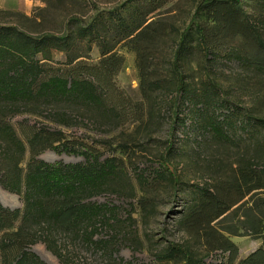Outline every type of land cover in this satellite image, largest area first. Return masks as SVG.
<instances>
[{"label":"trees","instance_id":"obj_1","mask_svg":"<svg viewBox=\"0 0 264 264\" xmlns=\"http://www.w3.org/2000/svg\"><path fill=\"white\" fill-rule=\"evenodd\" d=\"M136 2L137 8L127 15L96 17L85 25L76 24L64 35H34L16 25L0 23V185L19 195L23 203L22 208H11L0 200V264H47L31 249L38 241L61 260L73 245L106 250L114 243L120 205L98 197L133 189L126 160L104 155L87 143L65 139L62 129L24 119L20 126L31 151L25 163L28 147L12 118L31 106L49 108L53 112L49 119L64 126L73 122L67 119L70 109L123 117L118 109L124 108V101L113 96V78L124 57L115 49L123 41L154 38L157 30L148 15L140 14L141 0ZM256 3V14L252 15L242 0H198L194 18L201 15L203 21L181 33L174 55L175 76L181 74L179 61L199 52L208 64L223 54L264 79V0ZM80 42H86L87 51L93 42L100 45L99 63L78 60L84 56L74 53ZM54 49L67 53L68 69L48 68ZM140 56L142 92L148 95L160 88H174L176 105L186 102L190 108L200 147L217 142L243 151L232 179L212 187L197 185L192 203L179 220L191 236L202 239L203 253L169 241L156 252V258L182 264H264V246L240 257L238 244L226 234L230 230L223 224L232 208L253 192L249 210L256 218L255 232L264 236V197L260 195L264 192V117L229 101L219 80L209 72L195 85L180 79L170 84L162 79L149 80L148 57ZM47 148L80 154L83 160L48 161L40 157ZM155 173L173 185L178 182L172 169ZM138 178L142 182V176ZM216 250L227 253L226 257L208 263L205 255Z\"/></svg>","mask_w":264,"mask_h":264},{"label":"rangeland","instance_id":"obj_2","mask_svg":"<svg viewBox=\"0 0 264 264\" xmlns=\"http://www.w3.org/2000/svg\"><path fill=\"white\" fill-rule=\"evenodd\" d=\"M160 1L141 0L139 9L141 15H148L149 20L154 21L153 28L157 29L154 38L130 43L123 41L115 49L118 55L124 57L113 78V96L117 101H124V108L118 109L123 117L70 109L67 119L73 122L71 126H64L49 119L53 115L49 108L31 106L28 111L12 118L28 147L25 163L31 151L27 134L20 126L24 119L38 126L62 129L65 139L87 143L104 155L124 158L133 185L132 190L98 197L120 205L119 222L112 239L114 243L109 249L73 245L61 260L43 242L32 244L31 249L47 264H182L180 261H160L156 258V252L169 241L190 245L201 253L204 251L202 239L191 236L179 220L185 208L192 203L197 185L212 187L221 180L232 179L243 151L217 142L200 147V135L192 124L190 108L186 102L176 105L178 101L174 99V88H160L148 95L142 92L140 55L148 57L149 80L162 79L165 84H170L180 79L195 85L200 76L209 72L219 80L229 101L264 117V79L243 69L236 61L226 59L223 54L217 61L208 64L199 52H191L179 61L181 74L175 76L174 55L180 35L197 21H203V17L194 18L198 0ZM242 2L248 13L256 14V0ZM135 3L136 0H0V23L16 25L34 35H64L70 33L76 24L85 25L96 17L115 19L120 13L127 15L137 8ZM85 45L86 42H80L74 48V53L84 54L78 60L99 63L102 58L100 45L93 42L89 51ZM47 64L53 71L71 66L67 64V53L56 49L53 50V60ZM40 157L48 161L83 160L80 154L57 153L51 148L42 151ZM164 169L173 170L178 178L176 184L161 180L156 175V170ZM138 175L142 176V182ZM1 189L4 188L0 185V194L12 204L8 206L23 207L19 195L13 193L17 198L15 200L9 195L11 192L6 190L2 193ZM261 193L264 197V192ZM252 194L235 205L223 222L228 230L236 231H226V234L238 244L240 257L264 246V236L255 232L258 229L254 221L256 218L249 210ZM226 255L216 250L205 255V260L213 263Z\"/></svg>","mask_w":264,"mask_h":264},{"label":"bare ground","instance_id":"obj_3","mask_svg":"<svg viewBox=\"0 0 264 264\" xmlns=\"http://www.w3.org/2000/svg\"><path fill=\"white\" fill-rule=\"evenodd\" d=\"M1 191H2V193H6V192H7V191L4 190V189H1ZM9 195H11V197H12L13 199L15 198V200H17L15 194L10 193ZM0 199L3 201V203H4L5 205H12L10 202H7L1 194H0Z\"/></svg>","mask_w":264,"mask_h":264},{"label":"water","instance_id":"obj_4","mask_svg":"<svg viewBox=\"0 0 264 264\" xmlns=\"http://www.w3.org/2000/svg\"><path fill=\"white\" fill-rule=\"evenodd\" d=\"M1 200V199H0ZM2 201V200H1ZM3 202V201H2ZM8 206V205H7Z\"/></svg>","mask_w":264,"mask_h":264}]
</instances>
